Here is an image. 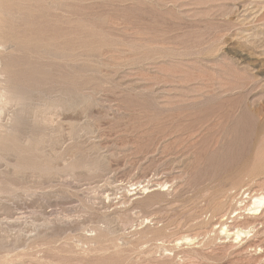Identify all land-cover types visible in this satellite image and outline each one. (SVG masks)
Here are the masks:
<instances>
[{
	"label": "rangeland",
	"instance_id": "rangeland-1",
	"mask_svg": "<svg viewBox=\"0 0 264 264\" xmlns=\"http://www.w3.org/2000/svg\"><path fill=\"white\" fill-rule=\"evenodd\" d=\"M137 1L96 9L110 43L73 63L0 38V70L47 79L0 72V264H264V233L224 238L203 198L264 156V0Z\"/></svg>",
	"mask_w": 264,
	"mask_h": 264
},
{
	"label": "bare ground",
	"instance_id": "bare-ground-1",
	"mask_svg": "<svg viewBox=\"0 0 264 264\" xmlns=\"http://www.w3.org/2000/svg\"><path fill=\"white\" fill-rule=\"evenodd\" d=\"M110 2L111 0H0V38L15 41L24 54L35 55V59L47 57L73 63L79 55L88 57L110 43L100 30L106 22L105 18L96 10L106 11ZM136 4L140 7L143 3L138 0ZM12 10L20 15L16 16ZM21 31L25 35H20ZM14 62L13 59L8 60L0 72L9 73L18 94H24L47 82L46 70L40 64L16 68ZM12 146L19 153V167L35 166L33 156L26 150H21L15 141ZM225 179L229 180V187L222 186V180L216 184L211 183L204 187L206 191H203L206 193L204 192L203 198L207 206L221 216L216 231L224 238L251 246L248 234L253 232L251 235L256 236L260 232L264 233V156L249 168L243 163L234 172L227 174ZM164 185L161 182L149 183L147 179L146 182L135 181L129 187L136 194L155 189L164 190ZM151 198L149 196L144 202L148 203ZM190 237H184L185 241H192Z\"/></svg>",
	"mask_w": 264,
	"mask_h": 264
}]
</instances>
